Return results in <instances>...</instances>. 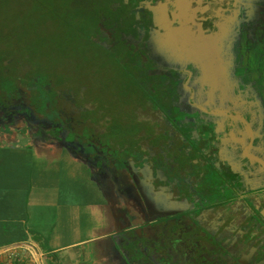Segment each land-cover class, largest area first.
I'll return each instance as SVG.
<instances>
[{"label":"flooded vegetation","instance_id":"obj_1","mask_svg":"<svg viewBox=\"0 0 264 264\" xmlns=\"http://www.w3.org/2000/svg\"><path fill=\"white\" fill-rule=\"evenodd\" d=\"M103 1L114 66L44 92L5 60L0 129L35 124L44 96L70 127L113 201L101 264H264V0Z\"/></svg>","mask_w":264,"mask_h":264},{"label":"crops","instance_id":"obj_2","mask_svg":"<svg viewBox=\"0 0 264 264\" xmlns=\"http://www.w3.org/2000/svg\"><path fill=\"white\" fill-rule=\"evenodd\" d=\"M84 164L67 162L61 145L0 143V264H34L26 250L37 264H101V253L92 257L91 250L109 231L107 205L96 185L76 189ZM76 194L83 198L70 201Z\"/></svg>","mask_w":264,"mask_h":264},{"label":"rangeland","instance_id":"obj_3","mask_svg":"<svg viewBox=\"0 0 264 264\" xmlns=\"http://www.w3.org/2000/svg\"><path fill=\"white\" fill-rule=\"evenodd\" d=\"M71 1L0 0V50L12 52L24 64L28 63L27 60L32 61L28 65L31 64L34 71H40L39 73L44 79L53 76L51 78L53 81L60 78L67 82L74 78L76 73H84V77H86L87 74L90 75L95 70L100 71L101 68L107 73L109 66L113 67L114 64L108 62L109 56L106 55L105 47L99 45V41L96 39V32L93 28L98 21L90 19V17L97 20L101 18L102 11L106 8H103V4L97 5L92 0ZM77 6H80V9ZM69 8L73 16L78 12L77 16L80 18H76L78 21L73 18L72 24L67 16L70 13ZM81 13L86 18L81 17ZM112 74L117 75L114 72ZM40 79L42 80V78ZM43 101L45 103H40V110L37 112V116L35 115V124L23 126L11 120L12 122L6 123L0 129V143L13 141L26 144L36 142L61 145L65 148L66 161L70 162V158H76L70 147V140L63 135L62 137L58 136L62 130L68 131L70 127L60 121H54L53 114L47 108L46 96L43 97ZM38 123H43V125ZM85 167L88 168V171L85 170ZM79 171V174L76 172L75 177L76 189L95 190L98 188L103 193L101 198L113 203L110 197L105 198L104 192L106 193L108 190V183L100 175L95 176L94 168L84 164V167L81 166ZM67 181L68 179L65 180V184ZM82 198L83 196L76 194L69 200L77 202ZM92 212L96 211L92 210ZM70 222L72 223V220ZM104 223L103 219L101 231L106 226ZM65 228L66 225L61 220L60 228H57L56 231H60L61 234ZM59 239L61 240V238ZM26 251L29 253V257L34 259L32 263L37 264L35 254L29 250ZM61 253L63 254V251Z\"/></svg>","mask_w":264,"mask_h":264},{"label":"trees","instance_id":"obj_4","mask_svg":"<svg viewBox=\"0 0 264 264\" xmlns=\"http://www.w3.org/2000/svg\"><path fill=\"white\" fill-rule=\"evenodd\" d=\"M73 1V0H72ZM71 1V2H72ZM94 3H96L97 5H101V4H103V5H107L106 4V2H104L103 0H92ZM77 7H79V9H80V6H77ZM71 9L69 8V11H70ZM78 10V9H77ZM79 11V10H78ZM78 12H77V14L75 15V16H73L72 15V11H70V13H69V15H67V16H69V18H70V22H71V24H72V19L73 18H75V20L76 21H78V19H80V18H78ZM81 17H83V14L81 13ZM92 16H93V14H92ZM76 18H78V19H76ZM83 18H86L85 16L83 17ZM94 19L95 20V22L96 21H99L100 20V18L97 20L96 18H94V17H90V19ZM95 28H97L98 27V23L96 22L95 23V26H94ZM95 28H93L94 30H95ZM5 60H11L12 62H14L15 61V64H14V68H15V66H16V64H22V67L23 68H25L26 70H29V72H26L27 73V77H28V79H27V84L29 85V84H31V83H35V79L36 78H42V84L40 85V89H42L44 92L46 91V88L44 87V85L45 84H48V83H51L52 81H53V79H51L53 76H50V77H46L45 79L43 78V76L39 73L40 71H38L37 72V70H35L34 71V69L32 68L33 66H31V64L30 65H28V63H32V61L30 62V60H27V62L28 63H26V64H24V62L23 61H21V59H19L16 55H14L12 52H5V51H1L0 50V66L2 67V68H4L5 66H7L6 64H4V61ZM21 61V62H20ZM11 62V63H12ZM11 63H8V66L11 64ZM32 69V70H31ZM21 72V70H18L17 69V71L13 74L14 76H13V81H12V85H13V87L12 88H15L16 87V85H18V83L19 82H21L22 80L20 79V75H19V73ZM58 81H57V83H58V85H59V87L60 88H63V87H65L66 86V82H64L63 80H61L60 78H58L57 79ZM26 83V82H25Z\"/></svg>","mask_w":264,"mask_h":264},{"label":"water","instance_id":"obj_5","mask_svg":"<svg viewBox=\"0 0 264 264\" xmlns=\"http://www.w3.org/2000/svg\"><path fill=\"white\" fill-rule=\"evenodd\" d=\"M80 160V159H79ZM80 161H82L83 163H84V161L83 160H80Z\"/></svg>","mask_w":264,"mask_h":264}]
</instances>
